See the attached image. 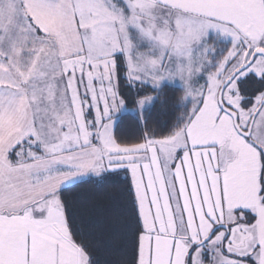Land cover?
Returning <instances> with one entry per match:
<instances>
[{
  "label": "snow or ice",
  "instance_id": "6c2138e0",
  "mask_svg": "<svg viewBox=\"0 0 264 264\" xmlns=\"http://www.w3.org/2000/svg\"><path fill=\"white\" fill-rule=\"evenodd\" d=\"M121 172L123 204L67 195ZM101 246L264 264V0H0V264H99Z\"/></svg>",
  "mask_w": 264,
  "mask_h": 264
},
{
  "label": "trees",
  "instance_id": "16d2710c",
  "mask_svg": "<svg viewBox=\"0 0 264 264\" xmlns=\"http://www.w3.org/2000/svg\"><path fill=\"white\" fill-rule=\"evenodd\" d=\"M130 99L135 98V91L128 93ZM171 96L172 93H169ZM182 95V93H176V99ZM163 100V97H161ZM176 103V100L171 101L169 104L156 103L154 107L150 106L145 110V114H150L149 126L154 129H159L166 122L170 121V112L174 109L171 108V104ZM190 107V105H189ZM134 108L133 105H129V109ZM183 109H181L182 111ZM179 114V113H177ZM116 135L121 139L123 143L134 142L135 137L138 135V127L135 112L132 110L125 111L119 121L117 122ZM130 184V176H125L123 172L119 176H112L109 181L102 186L95 183L81 184L75 188L72 192L67 193L69 199H73L78 202H83L91 198H95L99 205L103 207H110L112 205H120L126 202L127 192L126 188ZM97 259L99 264H108L112 259L110 254L101 246L97 251Z\"/></svg>",
  "mask_w": 264,
  "mask_h": 264
},
{
  "label": "rangeland",
  "instance_id": "374dc122",
  "mask_svg": "<svg viewBox=\"0 0 264 264\" xmlns=\"http://www.w3.org/2000/svg\"><path fill=\"white\" fill-rule=\"evenodd\" d=\"M201 83H203V81H201ZM133 108L129 109V110H132ZM133 111V110H132Z\"/></svg>",
  "mask_w": 264,
  "mask_h": 264
},
{
  "label": "crops",
  "instance_id": "0c3cea01",
  "mask_svg": "<svg viewBox=\"0 0 264 264\" xmlns=\"http://www.w3.org/2000/svg\"><path fill=\"white\" fill-rule=\"evenodd\" d=\"M130 176V175H129Z\"/></svg>",
  "mask_w": 264,
  "mask_h": 264
}]
</instances>
